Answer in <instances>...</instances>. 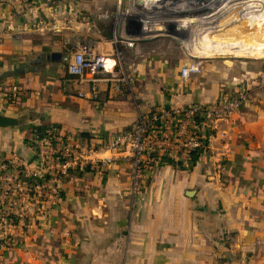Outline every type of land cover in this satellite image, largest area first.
<instances>
[{
	"label": "crops",
	"instance_id": "0c3cea01",
	"mask_svg": "<svg viewBox=\"0 0 264 264\" xmlns=\"http://www.w3.org/2000/svg\"><path fill=\"white\" fill-rule=\"evenodd\" d=\"M168 1L180 2L130 0L127 11L134 6L147 22L169 17L191 26L188 16L159 11ZM87 3L0 0V117L15 121L0 127V153L31 162L29 134L54 126L105 158L102 140L156 107L211 105L241 86L249 99L218 123L195 164L152 159L139 195L131 193L124 160L101 174L71 175L45 204L46 218L27 227L24 243L0 250V264H264V65L240 71L204 60L199 76L183 80L181 67L202 53L176 57L174 39L145 36L141 27L134 36L125 12L96 26ZM85 44L106 62L95 100L90 75L72 77L64 62Z\"/></svg>",
	"mask_w": 264,
	"mask_h": 264
},
{
	"label": "built area",
	"instance_id": "2783aa9c",
	"mask_svg": "<svg viewBox=\"0 0 264 264\" xmlns=\"http://www.w3.org/2000/svg\"><path fill=\"white\" fill-rule=\"evenodd\" d=\"M64 62L70 76L84 79L90 75V99L95 100L97 76L107 71L104 58L85 44ZM201 69V62L186 63L180 77L188 80ZM12 93L15 98L18 89L13 87ZM248 99L249 90L241 86L211 105L156 107L140 114L131 128L103 139L100 150L110 155L105 158L96 157L97 149L57 127L32 131L27 139L31 162L0 153V250L24 243L27 227L46 218L45 204L60 196L62 184L71 175L101 174L109 165L124 160L129 165L131 193L139 195L144 188V170L152 159L170 160L177 167L193 165V157L208 153L218 123L239 111Z\"/></svg>",
	"mask_w": 264,
	"mask_h": 264
},
{
	"label": "rangeland",
	"instance_id": "374dc122",
	"mask_svg": "<svg viewBox=\"0 0 264 264\" xmlns=\"http://www.w3.org/2000/svg\"><path fill=\"white\" fill-rule=\"evenodd\" d=\"M83 1L89 2L83 4L85 11L88 9V11L95 12L96 26L101 21L106 24L115 22L116 17H119L118 12L128 13L130 4V0H122L119 11L118 0ZM186 1L192 0L168 1L170 6L174 5V8L162 6L159 9L160 12L169 13L167 16L172 18L188 16L191 26L190 24L185 25V28L179 27L180 24L176 21H169L171 20L169 17H160L155 21L147 22L141 14L136 15L138 12L134 6L131 10L135 14L130 12L123 17L127 19L128 28L133 35L141 27L142 34L145 36L153 35L174 39L176 57L179 55L181 58L183 55L188 57L189 52L194 55L202 53L204 59L201 57L198 59L202 67L204 60H219L230 68L232 65L238 67L240 71L264 65V0H229L225 5H221L220 0H214L208 5L193 8H186L184 5ZM79 6L82 8L81 4ZM233 14L237 18L233 19L231 17ZM231 47L240 49L242 52L239 54L241 55L232 54ZM253 50L256 55L250 53ZM202 70L203 68L201 73ZM201 73L193 76H199ZM125 76L123 73L118 75L119 78Z\"/></svg>",
	"mask_w": 264,
	"mask_h": 264
},
{
	"label": "bare ground",
	"instance_id": "6f19581e",
	"mask_svg": "<svg viewBox=\"0 0 264 264\" xmlns=\"http://www.w3.org/2000/svg\"><path fill=\"white\" fill-rule=\"evenodd\" d=\"M214 0H192V1H186V3H184L186 8H193V7H199L201 5H208L210 3H212ZM171 8H174V5L171 4L170 6ZM151 32V30H150Z\"/></svg>",
	"mask_w": 264,
	"mask_h": 264
},
{
	"label": "water",
	"instance_id": "95a60500",
	"mask_svg": "<svg viewBox=\"0 0 264 264\" xmlns=\"http://www.w3.org/2000/svg\"><path fill=\"white\" fill-rule=\"evenodd\" d=\"M57 56V55H56ZM56 56L54 55L53 56V58H54V60H57V59H55L56 58ZM60 56L58 55V58H59ZM192 59H194L195 61L196 60H198L199 58H195V57H191ZM59 60V59H58ZM12 124H15V121H13V120H11V119H9V118H5V117H0V127H7V126H9V125H12Z\"/></svg>",
	"mask_w": 264,
	"mask_h": 264
},
{
	"label": "trees",
	"instance_id": "16d2710c",
	"mask_svg": "<svg viewBox=\"0 0 264 264\" xmlns=\"http://www.w3.org/2000/svg\"><path fill=\"white\" fill-rule=\"evenodd\" d=\"M197 161L196 157H193V164ZM166 163L173 165V163L170 160H165ZM174 166V165H173Z\"/></svg>",
	"mask_w": 264,
	"mask_h": 264
}]
</instances>
